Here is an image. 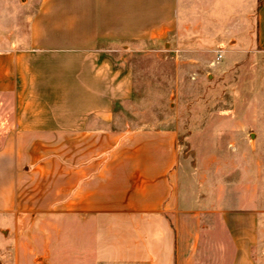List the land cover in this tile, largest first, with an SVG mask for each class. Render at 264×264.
Instances as JSON below:
<instances>
[{
	"label": "crops",
	"instance_id": "0c3cea01",
	"mask_svg": "<svg viewBox=\"0 0 264 264\" xmlns=\"http://www.w3.org/2000/svg\"><path fill=\"white\" fill-rule=\"evenodd\" d=\"M247 10L264 52V0ZM184 15L181 0H38L25 34L0 27V210L18 229L15 251L66 264H254L259 186L247 179L235 195L231 180L204 183L176 134L134 130L116 105L133 83L113 52L170 39ZM26 202L49 218H25Z\"/></svg>",
	"mask_w": 264,
	"mask_h": 264
},
{
	"label": "rangeland",
	"instance_id": "374dc122",
	"mask_svg": "<svg viewBox=\"0 0 264 264\" xmlns=\"http://www.w3.org/2000/svg\"><path fill=\"white\" fill-rule=\"evenodd\" d=\"M37 1L0 0V27L25 34ZM230 1L181 0L184 28L170 39L113 52L131 68L133 83L131 97L116 105L134 130L176 134L177 150L204 183L231 180L240 185L235 195L243 194L247 179L259 186L262 215L251 255L254 264H264V52L255 45L256 10L247 15L254 0ZM1 121L0 115V134L8 129ZM33 184L29 177L26 196ZM30 206L25 218L36 211L49 218L51 208ZM10 216L0 210L1 264H66L64 253L15 251L21 245ZM25 227L22 243L29 250L33 224Z\"/></svg>",
	"mask_w": 264,
	"mask_h": 264
},
{
	"label": "trees",
	"instance_id": "16d2710c",
	"mask_svg": "<svg viewBox=\"0 0 264 264\" xmlns=\"http://www.w3.org/2000/svg\"><path fill=\"white\" fill-rule=\"evenodd\" d=\"M261 2L258 3V6H260Z\"/></svg>",
	"mask_w": 264,
	"mask_h": 264
}]
</instances>
